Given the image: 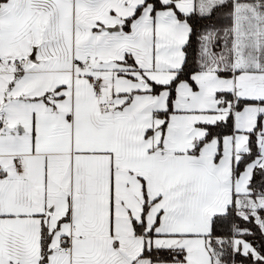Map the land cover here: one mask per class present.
Returning <instances> with one entry per match:
<instances>
[{"label": "snow or ice", "instance_id": "6c2138e0", "mask_svg": "<svg viewBox=\"0 0 264 264\" xmlns=\"http://www.w3.org/2000/svg\"><path fill=\"white\" fill-rule=\"evenodd\" d=\"M0 264H264V0H0Z\"/></svg>", "mask_w": 264, "mask_h": 264}, {"label": "trees", "instance_id": "16d2710c", "mask_svg": "<svg viewBox=\"0 0 264 264\" xmlns=\"http://www.w3.org/2000/svg\"><path fill=\"white\" fill-rule=\"evenodd\" d=\"M256 242L259 243L260 242V235L259 233L257 232V236H256Z\"/></svg>", "mask_w": 264, "mask_h": 264}]
</instances>
